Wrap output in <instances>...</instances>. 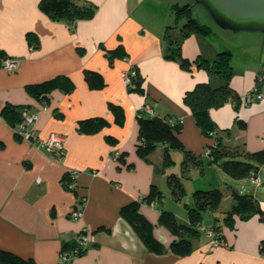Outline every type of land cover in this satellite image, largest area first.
Listing matches in <instances>:
<instances>
[{
  "label": "crops",
  "instance_id": "crops-1",
  "mask_svg": "<svg viewBox=\"0 0 264 264\" xmlns=\"http://www.w3.org/2000/svg\"><path fill=\"white\" fill-rule=\"evenodd\" d=\"M40 1L0 0V108L14 104L37 114L31 127L34 134L27 138L16 134L17 138L14 128L0 118V249L31 264H55L62 247L86 232L88 248L72 264H264V220L257 214L248 219L234 216L233 224L228 225L223 219L232 189L250 193L263 210L264 191L245 190L243 179L248 176L234 179L217 164L208 163L204 151L213 138L201 133L182 100L197 83L217 87L222 80L202 69H183L179 62L164 57L165 29L175 25L171 24L175 20L172 7L188 2L74 0L94 5V14L69 22L54 20L41 11ZM222 32L225 38L217 41L200 33L190 34L182 41L181 54L189 60L202 57L211 61L220 51L231 52L233 75L229 83L239 96V108L228 100L210 108L208 114L225 149L243 156L264 149V81L256 79L264 71V50L257 46L258 58L249 60L251 51L244 44L239 58L228 46L240 38L253 39L254 32H244L241 37L229 30ZM119 45L125 54L110 58ZM6 58L16 61L13 71L3 68ZM130 68L139 74L143 91L126 89L121 73ZM85 70L99 72L105 86L90 89L84 80ZM58 75L70 78L74 88L70 92L52 90L44 110V102L27 87ZM255 85L263 98L244 104L242 97ZM109 103L122 107V125L114 122ZM144 107H150L152 115L181 119L179 140L201 157V164L190 167L182 178L186 193L182 201L171 198L166 183L168 174H181L182 153L171 151L174 164L164 172L156 169L162 160L161 145L146 159L135 153L136 116ZM95 117L104 118L108 126L88 134L77 129L78 121ZM236 119L244 127L237 126ZM51 133L64 136V154L59 160L37 144ZM108 136L116 143L108 142ZM123 152L124 164L117 160ZM261 168L256 174L263 185ZM71 171H76L73 186ZM152 185L162 192L163 202L142 204L140 211L155 225L159 241L168 245L174 238L157 224L160 209L172 211L179 222L187 223L184 203L193 205L192 192L216 187L224 196L215 211L202 215L201 223L206 228L215 227L218 235L202 233L184 256L148 251L119 210L144 197ZM80 199L82 212L74 217L71 211Z\"/></svg>",
  "mask_w": 264,
  "mask_h": 264
},
{
  "label": "trees",
  "instance_id": "trees-1",
  "mask_svg": "<svg viewBox=\"0 0 264 264\" xmlns=\"http://www.w3.org/2000/svg\"><path fill=\"white\" fill-rule=\"evenodd\" d=\"M39 8L49 14L54 20L61 19L70 22L92 17L95 6L90 3H78L74 0H41ZM172 12L175 25L168 26L165 29L163 35L165 42L164 57L179 62L183 69L189 71L192 68L202 69L208 75L222 80V84L217 87H212L207 82L197 83L184 94L182 99L184 105L189 108L201 133L206 137L213 138L212 144L206 148L209 151L208 154H205L208 163L217 164L225 174L234 179L245 178L251 171L256 174L264 166V149L246 153L243 156L237 151H227L221 143L220 137L217 136L216 132L219 130L217 125L208 114L210 108H218L228 100L233 101L236 110L239 108V96L233 92L229 83L233 75L231 52L220 51L211 61L202 57H197L193 60L184 58L181 54L182 41L192 33L207 35L209 31L192 18L189 4H175L172 7ZM182 19H184L183 24L178 26L177 23ZM124 54L125 51L119 45L110 52V58L121 57ZM83 75L90 89H101L105 86L103 76L99 72L85 70ZM141 83V78L136 71L126 89L128 91L141 92L143 91ZM73 88L74 83L70 78L58 75L46 81L29 85L27 91L46 105L48 94L52 90L60 89L64 92H70ZM108 106L113 113L114 122L117 125H122L125 119L122 107L113 103H109ZM22 112L23 108L19 105L6 104L0 108V118L15 128L22 120ZM152 114L146 112V107L137 112L138 139L135 153L139 158L146 159L161 145L163 147L162 162L156 168L159 172H164L166 168L173 166L174 161L171 151H180L182 153L180 162L181 174L170 173L166 176V183L171 198L175 201H182L186 194L182 178H185V174L190 167L201 164V157L186 149L179 140L178 133L182 127V121L179 122V118L160 117ZM235 123L237 126L244 127V123L240 120L236 119ZM106 126H108V122L104 118L95 117L78 121L77 129L82 133L88 134ZM16 134L18 133L15 132ZM16 137L19 138L18 135ZM107 141L113 144L116 143V139L110 136L107 137ZM0 146H2L1 142ZM125 156L126 153L123 152L117 156V160L124 164ZM223 196L224 191L217 187L194 190L192 192L193 205L184 203L188 217L187 223L179 222L172 211L164 208L160 209L157 224L166 228L174 237L168 245L163 244L155 237V225L140 211L142 204H162L164 196L155 185H152L148 193L141 199L132 200L122 205L119 213L132 226L148 251L155 254L170 251L176 255L184 256L191 252L193 241L202 234L199 229V226H202V214L207 211H215L220 205ZM230 196L231 204L223 218L228 225L233 224L234 216L240 219H248L257 214L260 219L264 220V210L250 193H240L236 189H232ZM74 242L63 246L62 250L74 246ZM261 248L264 251V240ZM0 264H31V262L0 249Z\"/></svg>",
  "mask_w": 264,
  "mask_h": 264
},
{
  "label": "built area",
  "instance_id": "built-area-1",
  "mask_svg": "<svg viewBox=\"0 0 264 264\" xmlns=\"http://www.w3.org/2000/svg\"><path fill=\"white\" fill-rule=\"evenodd\" d=\"M16 61H14L11 58H6L4 60L3 68L6 71H13L16 68ZM136 74V69L130 68L129 70L123 71L121 73V78L123 80V83L127 86L130 84L131 77H133ZM257 81L261 82L264 81V73L259 74ZM263 98V94L260 91L259 86L255 85L253 86L250 91H248L243 97L242 101L244 104L248 105L251 104L254 100H260ZM48 108L47 105H43V109L46 110ZM146 112L148 114H152V110L150 107H146ZM37 118L36 112L33 111H23L22 112V120L16 125L14 128V132L18 133L22 137H29L31 134H34V130L31 129V127L34 124V121ZM182 120L179 119V122ZM34 137H37V135ZM38 147L43 149L47 154H49L53 159L59 160L63 157L64 154V136L58 133H51L48 137L44 139H40L38 141ZM209 151L206 149L205 154H208ZM75 173L76 171H71L69 173V176L72 178L74 185V179H75ZM93 175H96V172H93ZM251 183L253 184H260L259 177L254 172H250L248 175ZM82 199L78 200L76 208H74L71 211V215L74 217H77L81 215L82 212ZM199 229L202 233H205L207 235L216 237L218 233L213 228H206L204 226H199ZM74 246L61 250L59 253L58 260L55 264H72V260L81 254H83L89 244V237L88 233L83 232L78 234V236L74 240Z\"/></svg>",
  "mask_w": 264,
  "mask_h": 264
},
{
  "label": "water",
  "instance_id": "water-1",
  "mask_svg": "<svg viewBox=\"0 0 264 264\" xmlns=\"http://www.w3.org/2000/svg\"><path fill=\"white\" fill-rule=\"evenodd\" d=\"M203 6L222 30L264 35V0H191Z\"/></svg>",
  "mask_w": 264,
  "mask_h": 264
},
{
  "label": "rangeland",
  "instance_id": "rangeland-1",
  "mask_svg": "<svg viewBox=\"0 0 264 264\" xmlns=\"http://www.w3.org/2000/svg\"><path fill=\"white\" fill-rule=\"evenodd\" d=\"M186 2H188V3H181V4L178 3V5H184V4L190 5V13H191L192 18L195 19L198 24L203 25L204 27H206L208 29L209 34H207V36L210 39L217 41V40H222L223 38H225L222 30L220 28H218V26L214 23L213 19L211 18V16L209 15L207 10L203 6H201L199 4H194L191 0H186ZM183 22H184V19L180 20L177 23V25L181 26L183 24ZM171 24L174 25L175 21H172ZM248 33H252V32H248ZM243 34H245V33L240 31V32H238L237 35H239V37H241V36H243ZM252 35H255L257 38L255 36H253V39H251V40L250 39L244 40V39L240 38L239 42H237L235 44V42L233 41L230 43L231 46L229 45L228 47L231 48L230 50H232V52H234L235 54H238V57H239L241 51H243V48L241 45L246 44L249 51H251V52H249V60H256L259 56V50H257L256 47L257 46L262 47V50H264V42L262 41V39H264V35L260 34V33H254ZM248 37H250V34ZM252 45H253V47H252ZM240 60H242V58ZM161 162H162V160H161ZM160 165H161V163H160ZM260 174L264 175V166L261 168ZM243 181H245V183H246L245 184L246 187H244L245 190L248 188V190L251 192H252V190L264 191V184L263 185L253 184L250 182V179H247V178L243 179ZM188 197H191V196H188ZM191 201H192V198L190 199V204L192 203ZM168 203H174V202H171V200H169ZM204 213L202 215L205 217V215H207V213L205 215H204ZM214 230L216 231V229H214Z\"/></svg>",
  "mask_w": 264,
  "mask_h": 264
}]
</instances>
